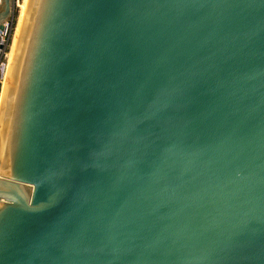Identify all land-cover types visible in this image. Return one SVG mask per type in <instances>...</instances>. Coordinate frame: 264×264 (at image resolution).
Instances as JSON below:
<instances>
[{"label": "water", "instance_id": "obj_1", "mask_svg": "<svg viewBox=\"0 0 264 264\" xmlns=\"http://www.w3.org/2000/svg\"><path fill=\"white\" fill-rule=\"evenodd\" d=\"M1 119L0 264H264V0H30Z\"/></svg>", "mask_w": 264, "mask_h": 264}, {"label": "bare ground", "instance_id": "obj_2", "mask_svg": "<svg viewBox=\"0 0 264 264\" xmlns=\"http://www.w3.org/2000/svg\"><path fill=\"white\" fill-rule=\"evenodd\" d=\"M30 0H25L24 5L22 6V13L20 17V22L18 24L16 34L13 40L14 46L11 50V53L9 55V60L7 61V69L4 74V81H3V87H2V97H1V103H0V139L2 137V110H3V105L5 103V99L8 95L9 91V85L10 81L13 79L17 63H18V58L20 54V43H21V36H22V31L24 28V24L26 21V17L28 14V7H29Z\"/></svg>", "mask_w": 264, "mask_h": 264}, {"label": "built area", "instance_id": "obj_3", "mask_svg": "<svg viewBox=\"0 0 264 264\" xmlns=\"http://www.w3.org/2000/svg\"><path fill=\"white\" fill-rule=\"evenodd\" d=\"M19 6V0H13V10ZM2 0H0V9ZM13 28V16L0 23V80L4 78L7 69L9 39Z\"/></svg>", "mask_w": 264, "mask_h": 264}, {"label": "rangeland", "instance_id": "obj_4", "mask_svg": "<svg viewBox=\"0 0 264 264\" xmlns=\"http://www.w3.org/2000/svg\"><path fill=\"white\" fill-rule=\"evenodd\" d=\"M25 0H19V6L15 7L14 12H13V28H12V32L10 35V39H9V51H8V57L11 53V50L14 46L13 40L16 34V30L18 27V24L20 22V17H21V13H22V6L24 5ZM9 60V58H8ZM4 81V79H3ZM3 81L0 80V103H1V97H2V87H3Z\"/></svg>", "mask_w": 264, "mask_h": 264}]
</instances>
